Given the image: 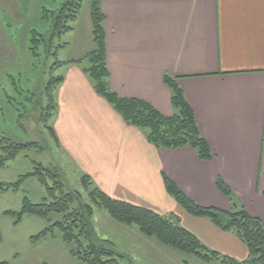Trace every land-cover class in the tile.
<instances>
[{
    "label": "crops",
    "instance_id": "crops-1",
    "mask_svg": "<svg viewBox=\"0 0 264 264\" xmlns=\"http://www.w3.org/2000/svg\"><path fill=\"white\" fill-rule=\"evenodd\" d=\"M102 8L113 90L171 117L165 77L177 80L212 159L201 160L191 147L158 149L145 131L128 125L97 94L86 66L72 63L93 47L73 52L61 61L70 64L57 68L63 82L54 93L51 128L63 162L110 198L176 216L208 248L246 260V245L210 219L190 215L167 192L165 177L201 207L232 212L242 206L264 223V0H103ZM0 11L5 99L4 81L12 86L30 76L32 63L30 30L20 38L15 33L20 1L0 0ZM88 24L94 42L91 10ZM218 178L232 200L218 188Z\"/></svg>",
    "mask_w": 264,
    "mask_h": 264
},
{
    "label": "trees",
    "instance_id": "trees-1",
    "mask_svg": "<svg viewBox=\"0 0 264 264\" xmlns=\"http://www.w3.org/2000/svg\"><path fill=\"white\" fill-rule=\"evenodd\" d=\"M58 1L59 5L55 9L47 7L41 9L40 17L42 22L46 23L45 30H31L30 58L37 60L42 50L44 54L57 58L59 51L67 47V43L61 42L62 38L74 31V24L79 18L84 2L91 1L95 49L83 59L72 63L86 66L85 72L91 78L97 94L106 99L128 125L145 131L148 141L156 148L178 150L191 147L201 160L210 161L212 152L200 133L194 111L177 80L165 77V83L172 91L174 114L171 117L162 115L143 100L123 98L113 90L107 61L104 30L106 15L102 8L103 0ZM56 64V67L60 68L70 63L56 61ZM56 72L57 70L53 71ZM62 82V77L51 76L45 90L48 107L45 110V119L41 117L42 121L47 122L54 116L57 109L54 93ZM49 131L58 142L51 127ZM37 146L36 143H19L0 135V168H4L20 152ZM58 171L60 170L48 169L38 163L33 173L22 176L16 183L6 184L0 181L1 191H18L25 179L35 177L46 190L47 197L43 203L33 204L25 198L20 212L5 213L15 219V225L20 224L25 215L37 216L48 221H51L50 217L53 214L62 216L60 221L52 223L33 237V241L49 235L55 237V231L58 229L63 242L72 245L71 253L77 259L87 264H119L114 245L108 241H99L94 232L96 210H105L114 221L128 226L135 225L144 236L153 238L163 246L178 252L194 255L204 263L217 261L219 264H264V223L251 216L242 206H236L232 212L201 207L165 177L167 192L190 215L210 219L223 231L234 233L246 245L249 256L244 261H238L208 248L197 236L182 226L178 217L162 216L149 209L114 200L96 188L88 176L81 179L84 191L89 193L90 198L89 203L85 202L82 193L67 189ZM216 184L226 197L233 199L232 191L221 178L217 179Z\"/></svg>",
    "mask_w": 264,
    "mask_h": 264
},
{
    "label": "rangeland",
    "instance_id": "rangeland-1",
    "mask_svg": "<svg viewBox=\"0 0 264 264\" xmlns=\"http://www.w3.org/2000/svg\"><path fill=\"white\" fill-rule=\"evenodd\" d=\"M21 14L17 18L21 27L16 31L20 38L24 32L33 29L45 30L41 20V9H55L58 0H19ZM91 1H85L74 31L65 35L61 42L68 43L60 50L57 58L44 54L42 50L37 60L31 59L30 76L16 78L13 85L6 83L7 96L0 99V135L11 138L19 143H36L37 147L26 149L4 168H0V181L6 184L16 183L22 176L33 173L38 163L48 169L60 170L68 190L82 193L85 202H90L89 193L84 191L78 174L69 170L62 160L60 150L49 131L51 119H45L48 99L45 95L46 86L51 76H59L56 61H67L73 52L80 54L89 52L95 43L88 36ZM1 12V11H0ZM6 15L5 13H2ZM29 33V34H30ZM71 45L70 48H68ZM68 49V50H67ZM85 54V53H84ZM54 75H53V74ZM47 197L45 188L37 178L25 179L18 191L0 190V264H87L71 253L72 245L61 239L58 229L55 237L51 235L38 241L37 236L52 223L60 221L62 216L51 215V221L33 215H25L20 224L5 215L6 212H20L25 198L33 204H41ZM93 227L99 241L112 243L117 252L119 264H219L217 261L204 263L196 256L178 252L163 246L155 239L147 241L137 226H128L114 221L105 210H96ZM149 239V238H148Z\"/></svg>",
    "mask_w": 264,
    "mask_h": 264
}]
</instances>
